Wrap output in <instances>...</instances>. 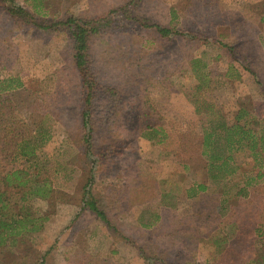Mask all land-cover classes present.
<instances>
[{
  "label": "rangeland",
  "instance_id": "obj_1",
  "mask_svg": "<svg viewBox=\"0 0 264 264\" xmlns=\"http://www.w3.org/2000/svg\"><path fill=\"white\" fill-rule=\"evenodd\" d=\"M13 1L40 20L104 25L86 129L68 30L12 18L0 0V80L23 83L0 96V154L13 129L41 148L29 162L0 157V172L52 185L30 202L48 216L43 229L1 249L0 264H264V0ZM237 123L255 132L256 153L243 147L233 173H209L204 133L221 144Z\"/></svg>",
  "mask_w": 264,
  "mask_h": 264
},
{
  "label": "trees",
  "instance_id": "obj_2",
  "mask_svg": "<svg viewBox=\"0 0 264 264\" xmlns=\"http://www.w3.org/2000/svg\"><path fill=\"white\" fill-rule=\"evenodd\" d=\"M12 5L8 8L9 15L13 18L22 19L27 23L33 25L37 29L44 31H57L59 29L68 30L69 39L72 43V57L75 65V69L80 75L81 84L85 90L83 99V126L89 129V108L93 104V100L96 97V91L98 90L99 83L96 79L93 60L91 53V44L93 38L99 35L104 25L101 19H86L74 17L73 15L67 16L63 20H40L36 15L30 13L27 9L22 8L14 3L13 0H8ZM134 0L130 3L132 4ZM157 30L163 37H168L173 33L170 29L157 26ZM23 87V83L18 77H9L0 80V96L3 94H9L17 91ZM88 108V109H87ZM0 123V137L1 126ZM225 131L223 142H215L214 134L209 130L204 133L203 136V151L201 155L204 156L208 162L209 173L213 168L218 165L219 170H222L226 175L233 173V170L229 169V162L235 159L232 152L240 150L245 147L250 153H256V139L255 132L252 129H246L245 125L239 123L227 126L223 125ZM17 130L13 129L9 133L8 138H12L13 148H9L4 154L1 152V161L15 160L16 158H23L26 162H29L36 158L37 152L41 148H31L27 143L29 136L26 133L21 135L20 138L14 140ZM262 140L264 148V135L259 138ZM41 140H43L41 138ZM86 142L89 143L88 136ZM218 143L215 146L217 148L216 153H210L207 151V147L211 143ZM29 143H31L29 141ZM30 147V148H28ZM229 148V149H226ZM91 149V148H89ZM229 150V151H228ZM0 161V162H1ZM258 178L263 176V173L258 172ZM214 177V176H212ZM219 176H215L214 180L219 179ZM226 177V176H223ZM198 188L201 191L206 189L205 186L200 185ZM246 189L240 191V195L246 194ZM52 194V185L48 180L37 181L32 178L30 171L27 169H12L5 174L0 172V250L6 247H12L17 244L18 239H21L27 235L39 232L43 229L44 223L48 220V216L35 211L30 204L34 199H47ZM87 197L90 199L88 200ZM84 204L89 207V210L96 214L108 227L110 221L106 217V214L99 209L94 198L91 197L90 192H84ZM262 229V228H261ZM261 229H258L259 232ZM261 231L259 232L260 235Z\"/></svg>",
  "mask_w": 264,
  "mask_h": 264
}]
</instances>
